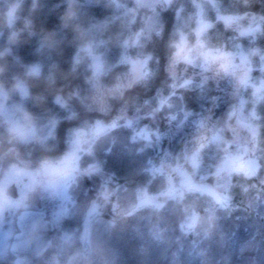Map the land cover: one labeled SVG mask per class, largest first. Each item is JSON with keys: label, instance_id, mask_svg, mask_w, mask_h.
Here are the masks:
<instances>
[{"label": "clouds", "instance_id": "obj_1", "mask_svg": "<svg viewBox=\"0 0 264 264\" xmlns=\"http://www.w3.org/2000/svg\"><path fill=\"white\" fill-rule=\"evenodd\" d=\"M0 264H264V0H0Z\"/></svg>", "mask_w": 264, "mask_h": 264}]
</instances>
